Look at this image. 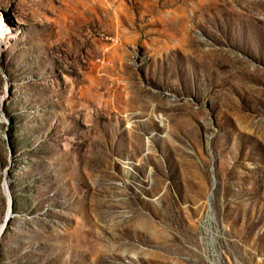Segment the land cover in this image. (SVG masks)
Returning a JSON list of instances; mask_svg holds the SVG:
<instances>
[{
    "label": "rangeland",
    "instance_id": "rangeland-1",
    "mask_svg": "<svg viewBox=\"0 0 264 264\" xmlns=\"http://www.w3.org/2000/svg\"><path fill=\"white\" fill-rule=\"evenodd\" d=\"M0 26V264H264V0H0Z\"/></svg>",
    "mask_w": 264,
    "mask_h": 264
},
{
    "label": "bare ground",
    "instance_id": "bare-ground-1",
    "mask_svg": "<svg viewBox=\"0 0 264 264\" xmlns=\"http://www.w3.org/2000/svg\"><path fill=\"white\" fill-rule=\"evenodd\" d=\"M6 186L8 187L7 183H6ZM13 216H14L13 214L9 215V216L7 217L6 222L9 223L10 219L13 218ZM6 222H5V224H6Z\"/></svg>",
    "mask_w": 264,
    "mask_h": 264
},
{
    "label": "snow or ice",
    "instance_id": "snow-or-ice-1",
    "mask_svg": "<svg viewBox=\"0 0 264 264\" xmlns=\"http://www.w3.org/2000/svg\"><path fill=\"white\" fill-rule=\"evenodd\" d=\"M0 34H2V26H0Z\"/></svg>",
    "mask_w": 264,
    "mask_h": 264
},
{
    "label": "water",
    "instance_id": "water-1",
    "mask_svg": "<svg viewBox=\"0 0 264 264\" xmlns=\"http://www.w3.org/2000/svg\"><path fill=\"white\" fill-rule=\"evenodd\" d=\"M7 224H8V222H6V225H7ZM6 225H5V226H6Z\"/></svg>",
    "mask_w": 264,
    "mask_h": 264
}]
</instances>
